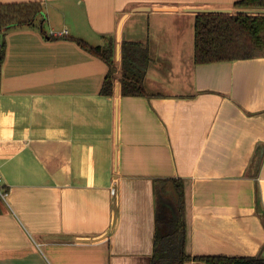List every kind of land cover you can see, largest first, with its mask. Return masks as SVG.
I'll list each match as a JSON object with an SVG mask.
<instances>
[{
  "label": "crops",
  "instance_id": "obj_1",
  "mask_svg": "<svg viewBox=\"0 0 264 264\" xmlns=\"http://www.w3.org/2000/svg\"><path fill=\"white\" fill-rule=\"evenodd\" d=\"M238 1L0 0L44 6V34L4 37L0 264H152L156 179L185 183L188 255L262 257L264 58L194 61L192 10L264 12ZM73 39L114 44L112 96ZM124 42L150 50V98L122 95Z\"/></svg>",
  "mask_w": 264,
  "mask_h": 264
},
{
  "label": "trees",
  "instance_id": "obj_2",
  "mask_svg": "<svg viewBox=\"0 0 264 264\" xmlns=\"http://www.w3.org/2000/svg\"><path fill=\"white\" fill-rule=\"evenodd\" d=\"M236 8L264 11V0H240ZM44 14L42 3L0 5V53L1 68L5 60V35L16 29L41 30L38 19ZM48 37V36H46ZM53 38V37H52ZM60 38V37H55ZM82 49L94 54L109 67L101 94L114 93L115 46L90 47L81 40L73 39ZM264 58V13L213 15L198 14L195 21L196 65L234 62ZM151 55L141 43L124 42L122 45L121 91L125 97H148L144 81L150 66ZM156 231L152 264H187L192 261L205 264H264V257H192L187 253L186 187L180 179H156Z\"/></svg>",
  "mask_w": 264,
  "mask_h": 264
},
{
  "label": "water",
  "instance_id": "obj_3",
  "mask_svg": "<svg viewBox=\"0 0 264 264\" xmlns=\"http://www.w3.org/2000/svg\"><path fill=\"white\" fill-rule=\"evenodd\" d=\"M196 14L231 15V10H192ZM264 12H252L250 14H263ZM264 257V252L262 253Z\"/></svg>",
  "mask_w": 264,
  "mask_h": 264
},
{
  "label": "built area",
  "instance_id": "obj_4",
  "mask_svg": "<svg viewBox=\"0 0 264 264\" xmlns=\"http://www.w3.org/2000/svg\"><path fill=\"white\" fill-rule=\"evenodd\" d=\"M2 50H3V45H2V41H0V53L2 52ZM113 193H115L114 190H113ZM8 196H9V192L6 191L4 180L0 174V198L7 201Z\"/></svg>",
  "mask_w": 264,
  "mask_h": 264
}]
</instances>
